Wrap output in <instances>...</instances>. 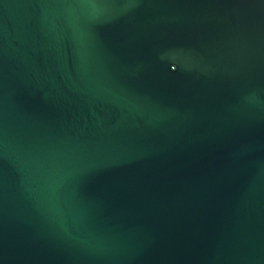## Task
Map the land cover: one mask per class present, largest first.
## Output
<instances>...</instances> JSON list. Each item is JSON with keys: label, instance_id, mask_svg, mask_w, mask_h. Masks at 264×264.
<instances>
[{"label": "water", "instance_id": "95a60500", "mask_svg": "<svg viewBox=\"0 0 264 264\" xmlns=\"http://www.w3.org/2000/svg\"><path fill=\"white\" fill-rule=\"evenodd\" d=\"M0 264H264V0H0Z\"/></svg>", "mask_w": 264, "mask_h": 264}]
</instances>
